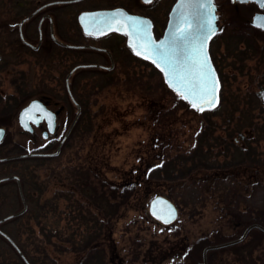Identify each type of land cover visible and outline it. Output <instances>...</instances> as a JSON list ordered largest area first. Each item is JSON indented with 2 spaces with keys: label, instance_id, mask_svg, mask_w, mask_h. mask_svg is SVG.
<instances>
[{
  "label": "trees",
  "instance_id": "trees-1",
  "mask_svg": "<svg viewBox=\"0 0 264 264\" xmlns=\"http://www.w3.org/2000/svg\"><path fill=\"white\" fill-rule=\"evenodd\" d=\"M248 52L240 31L218 32L210 41L209 53L220 84L219 103L215 108L196 111L197 126L187 149L178 145L180 134L173 120L178 114L174 103L178 97L163 107L162 98L157 100L149 85L140 83L139 78V84L130 81L128 76L141 75V71H135L141 68L148 70L146 79L158 76L163 84L160 72L152 64L131 55L119 70L123 82L121 78L117 84L132 85L130 88L137 91L142 105L146 101L143 122L148 139L139 150L136 164L130 171L119 173L117 183L105 177V164H101L95 152L90 153L100 129V124L94 122L103 114L101 106L93 110L96 94L112 84H71L80 115L60 153L55 157L0 162V178L17 177L26 204L21 215L0 223V232L13 242L0 234V264H58V257L70 253L74 255L71 264H109L107 245L115 220L125 218L131 211L147 218L148 202L157 195L167 197L178 208L192 211L204 209L210 200L225 220V228L202 233L197 241L189 244L183 238L185 248L179 257L184 264H198L194 256H200L204 247L237 238L251 224L264 227V144L259 148L264 143V101L256 93L235 89V75L224 71L231 66L243 75ZM250 56L256 65L260 63L259 68H254L256 71L264 69V47L260 52L251 48ZM227 58L231 61L226 62ZM256 86L264 89V74ZM9 98L4 104L9 105L6 110L18 103L13 96ZM109 114L104 116L116 119ZM218 130L223 134H216ZM242 130H247L249 137L237 141ZM71 139L81 146L59 163ZM3 190H7L6 194ZM48 191L50 196L46 197ZM0 198H12L19 206L16 212L23 208L13 179L0 182ZM60 201L64 207H59ZM51 220L64 221L65 225L57 228L48 224ZM132 261L120 258L119 264ZM207 264H264V232L252 229L241 242L209 251Z\"/></svg>",
  "mask_w": 264,
  "mask_h": 264
},
{
  "label": "rangeland",
  "instance_id": "rangeland-1",
  "mask_svg": "<svg viewBox=\"0 0 264 264\" xmlns=\"http://www.w3.org/2000/svg\"><path fill=\"white\" fill-rule=\"evenodd\" d=\"M173 1L170 0V4ZM214 2L218 18L221 21L220 30H223V27L224 30H233V27L238 26L235 24L236 20L233 17L235 12L229 5V0H214ZM3 3H5V0H0V127L5 129L6 134L0 143V158L22 155L41 149H44L41 152H53L73 119L76 108L67 98L64 84L58 81L59 73L52 65L45 62L38 63L37 60L32 58L16 57L9 54L4 44L7 28L1 27V24L9 18L2 11ZM237 9L239 10L237 14L245 18L253 12L249 11L245 6H239ZM222 52L221 49L220 53ZM230 61V58L226 59V62ZM245 65L246 68L250 66L254 69L256 62L245 60ZM246 68L243 75L236 73L231 66L225 67L224 71L235 75V89L240 92L257 93L258 88L253 81L255 71L251 69L250 74L247 75ZM135 71H141V75H130L128 79L134 84H139L137 82V78H139L141 79L140 83L149 85V90L151 92L154 91V97L157 100L162 98L161 106H167L174 98L178 97L177 101L174 102L178 114L173 119L174 122H177L176 128L180 134L178 145L182 149L189 148L193 141L192 130L197 126L198 115L196 111L198 110H195L185 100L174 94L166 86L162 78L163 84L158 76L154 80L146 79L145 76L148 70L135 68ZM121 78L123 82V77ZM124 85L112 84L102 89L100 93L96 94V105L93 107V110L96 111L98 106H101L102 112L100 111V113L103 114L100 118L97 117L95 122L93 121L94 124H100V129L96 133L97 141L94 142L93 148L90 149L94 151L90 153L95 152L97 154L101 164H105L103 168L105 177L115 183L119 181L120 174L130 171L131 167L136 164V157L140 153L139 150L142 149L148 139V132L144 126L146 124L144 123V115L147 112L146 101L142 105L138 93H135L137 91L130 88L132 85ZM153 86L156 88L154 89ZM166 88L167 90H165ZM9 96L16 98L18 103H15L13 108L6 110L9 105L6 106L4 104L6 101L11 100ZM148 96L151 97V95ZM40 97H46L51 100L48 107L58 112L55 133L48 137L47 140L41 138L42 126L35 129L32 135H28L22 131L17 122L19 110L30 100ZM109 112L114 114L116 119L112 120L110 118L109 120L108 117L104 116V113L107 116L110 115ZM152 112H154L153 109ZM257 113L255 111V114ZM247 130H242V134L236 136V140L238 141L240 140L239 138L243 137L248 138L249 132ZM216 134L222 135L223 133L218 130ZM263 144L261 142L259 148ZM80 146L79 143L71 139L69 145L65 149L63 148L62 158L59 163L63 162L69 153H74L76 148ZM83 153H86V150ZM55 163L58 162L56 161ZM3 191L6 194L7 190ZM13 196L15 199V195ZM45 196H50V192L48 191ZM2 202L5 203L2 204L1 218L11 215L9 213L12 211L17 213L19 206L17 203H13L12 198H6L5 201L0 198V203ZM63 204L60 201L59 207H64ZM146 213L147 218L144 216L140 217V213L131 211L127 213L125 218L115 220L114 233L107 245V249L110 251L109 264H119L120 258L127 261L133 260L131 264H184V261L179 257L185 248L183 238L185 237L186 242L190 244L197 241L200 234L209 233L213 231V228L221 227L225 223V220L215 210L213 202L210 200L207 201L206 207L202 210L192 211L191 209L178 208L177 219L169 225H163L151 217L147 209ZM131 218H134L135 221ZM54 221L51 220L48 224H53L57 228L65 225L64 221L58 223H54ZM70 226L73 228L74 224L70 223ZM222 227L225 228L224 226ZM6 228L9 230V227ZM201 253L200 256H198V253L194 256L198 264L202 262ZM58 258V264H71L74 262V255L71 253ZM186 264L189 263L187 262Z\"/></svg>",
  "mask_w": 264,
  "mask_h": 264
},
{
  "label": "flooded vegetation",
  "instance_id": "flooded-vegetation-1",
  "mask_svg": "<svg viewBox=\"0 0 264 264\" xmlns=\"http://www.w3.org/2000/svg\"><path fill=\"white\" fill-rule=\"evenodd\" d=\"M172 4L170 0H5L2 11L9 18L1 24V27L7 28L4 44L10 55L52 65L59 73L58 81L64 85L66 76L74 68L77 69L69 77V85L74 82L117 84L121 80L119 70L132 55L126 46L125 37L116 31L101 35L86 34L82 31L78 16L84 12L124 9L128 13L148 18L152 23L153 36L157 39L165 28ZM229 5L235 12L233 17L238 26L233 27V30H224V27L220 30L221 21L218 18L217 33L237 32L239 29L244 39V48L247 47L249 51L247 61H254L250 49L259 52L263 49L264 30L253 25V16L264 13V6L260 8L255 1L236 3L231 0ZM236 6H245L253 12L246 18L239 16ZM256 67L259 68L260 63ZM251 69L250 66L246 68L247 75ZM253 71V81L257 84L264 69ZM257 88L256 94L263 102L264 89ZM66 94L68 96L67 91ZM40 126L43 131L45 124Z\"/></svg>",
  "mask_w": 264,
  "mask_h": 264
},
{
  "label": "water",
  "instance_id": "water-1",
  "mask_svg": "<svg viewBox=\"0 0 264 264\" xmlns=\"http://www.w3.org/2000/svg\"><path fill=\"white\" fill-rule=\"evenodd\" d=\"M144 2H149L150 0H143ZM236 3H245L248 1H255L258 3L259 7L262 8V4L259 2V0H231ZM197 2H207L211 5H214V8L211 9V12L213 13L214 16V26L216 28V31L208 36V39L205 42V51L208 55L209 62L212 66V68L215 71V76L217 80V85H216V101H215V106L214 107H206V106H198V107H193L191 100H185L183 98V95L181 93H178L174 87H172L169 84L168 78L165 75V70L164 66L159 64V62L156 60L155 57L153 59H149L148 56L151 54L149 51L145 49L144 46L141 44V37L137 34L136 28H134L132 25L136 24L140 28H146L147 32L151 35V39L154 43H159V42H164V41H169L171 39V34L176 30L178 21L180 20L182 14L186 12H199L200 18L203 17V14L209 9L204 8V9H197L196 8V3ZM105 18V23H100L98 22L100 18ZM128 17H135V20H130ZM78 22L82 28V31L86 34H91V35H101L104 34L108 31H116L120 34H122L125 39H126V46L132 51L133 54L141 57L142 59L150 62L157 70L162 75L163 81L166 84V86L176 95L181 97L189 106L194 108L195 110H208L215 108L218 105L219 102V78L216 72V69L211 61L210 55H209V50H208V45L211 40V38L215 35L217 32V14H216V6L214 4V0H192V6L189 7L188 0H175V2L172 4L170 7V10L167 15V22L165 25V28L160 35L159 38H154L153 33H152V23L151 21L141 15H136L132 13H128L124 9H116V10H107V11H92V12H84L81 13L78 16ZM195 23V21H194ZM107 24V26H106ZM253 25L258 26L264 30V27H261V25H264V13H256L253 16ZM202 35V33H201ZM143 53V54H141ZM77 69L74 68L71 70L68 75L65 78V87L67 90V93L69 95V99L71 102L74 104L76 107V113L72 119V122L70 123L67 131L64 133L62 138L57 144L56 149L53 152H43V153H33V152H28L26 154L22 155H15V156H10V157H5V158H0V162L4 161H10V160H15V159H21L25 157H33V156H40V157H55L60 153V150L71 134L78 118L80 115V107L79 105L75 102L71 90L69 87V77L71 76L72 72ZM49 102L51 100H48L46 97H40L36 99L30 100L24 107H22L18 114H17V122L19 127L22 129V131L28 135H32L34 133V128L35 127H40L42 123L45 124V129L41 132V138L42 139H47L50 135H53L56 130L57 126V111H53L48 107ZM25 109H29V111H25ZM50 114V115H49ZM6 134V131L4 128L0 127V143L4 139ZM29 150V149H28ZM14 179L17 182L18 190L20 193V197L22 200L23 208L21 211L8 215L4 218L0 219V223L5 222L7 220L12 219L13 217H16L18 215H21L23 212L26 210V204L23 200L22 193H21V188L19 185V180L15 176H8L5 178L0 179L1 181H6V180H12ZM148 213L150 214L151 217L154 219L158 220L161 224L163 225H169L172 224L178 216V208L177 206L171 202L167 197L165 196H154L151 198V200L148 203ZM252 229H259L262 232H264V227L258 225V224H251L247 226L241 234L232 240H228L226 242L222 243H217V244H211L203 248L202 253H201V264H207V253L212 250H218L222 249L234 244H237L241 242L247 234L252 230ZM0 234H2L0 232ZM11 244L13 242L5 235L2 234Z\"/></svg>",
  "mask_w": 264,
  "mask_h": 264
},
{
  "label": "snow or ice",
  "instance_id": "snow-or-ice-1",
  "mask_svg": "<svg viewBox=\"0 0 264 264\" xmlns=\"http://www.w3.org/2000/svg\"><path fill=\"white\" fill-rule=\"evenodd\" d=\"M259 2L264 6V0ZM188 3L191 7L192 0H188ZM195 6L197 9L207 8L209 11L205 12L202 18L199 12L182 14L169 41L154 43L146 28H140L136 24L132 26L141 37L142 46L151 53L148 58L155 57L159 64L164 66L169 84L181 93L185 100L190 99L193 107L211 108L215 106L217 99V80L205 51V42L208 36L216 31L211 12L214 5L197 2ZM128 19L136 18L128 17ZM98 22L105 23V18H100Z\"/></svg>",
  "mask_w": 264,
  "mask_h": 264
}]
</instances>
